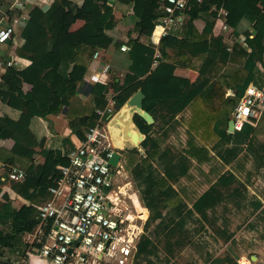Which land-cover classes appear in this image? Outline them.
<instances>
[{
	"label": "trees",
	"instance_id": "16d2710c",
	"mask_svg": "<svg viewBox=\"0 0 264 264\" xmlns=\"http://www.w3.org/2000/svg\"><path fill=\"white\" fill-rule=\"evenodd\" d=\"M166 2L54 0L45 10L41 6L32 8L30 18L21 31L24 42L13 47L12 54L15 60L22 63L20 72L25 75V80L20 79L19 70L13 66H7L0 75V100L20 112L17 118L0 115V160L5 162L0 169V255L4 256L0 264H15L9 254L19 252L25 255L30 237L39 223L34 204L48 199L49 184L57 164L66 163L69 149L77 145L69 137L64 139L62 147H47L46 135L37 129L39 118L46 119L50 114L64 111L73 132L81 141L86 137L87 130L97 123L100 117L98 110L106 108L111 97L110 89L116 93L117 107H120L129 97L128 93H120L125 88H138L143 76L150 70L170 75L174 80L173 74L179 64L198 70L197 79L171 91L166 88L162 96H155L158 92H154L156 98L146 88L144 108L156 117L157 129L153 131L145 122L137 124L146 133L141 142L144 151L138 147L123 150L124 165L131 170L144 205L152 211L156 210L153 218L157 221V234L165 231V236L170 237L175 229H169L175 218H169L168 222L165 220V214L160 209L163 205L176 211L179 227L196 218L201 224L198 231L208 233L214 240H217L218 234L225 241L232 240L231 245L239 256L258 254L256 249L249 251L247 247L259 246L264 240L259 238L256 241L243 236V230L250 228L242 227L252 215L249 211L238 218L240 221L234 229L230 227L239 214L235 209L249 203L256 210L263 204L257 196L250 194L248 186L236 174H220L191 206L171 180L189 177L193 157L201 162L210 160L209 147L196 144L195 134H198L204 139L217 140L214 146L227 163L246 147L255 156L256 172L264 181V138L257 137L264 127V112L257 125L246 122L235 132L227 130L230 113L247 87L254 84L264 88V0H217L216 9L205 11L200 2L190 0L180 32L169 33L161 39V56L156 58L157 61L153 51H141L133 45L142 36L151 37L156 19L165 14L162 4ZM221 8L227 9L226 22L243 40L236 41L231 49L221 34L214 33ZM117 10L121 13L119 18ZM59 11L62 12L57 19ZM74 17L83 19V25L76 29L63 26L62 18L72 20ZM198 17L206 21L202 31L195 24ZM135 31L138 33L136 36L133 35ZM251 34L254 36L251 37ZM112 43L118 48L123 44L129 45L127 50L132 62L128 70L123 76H112L111 82L98 80L91 83L88 99L82 100L78 96L81 90L78 83L85 81L95 52ZM7 44L13 46L11 41ZM151 80L150 76L147 77V84ZM25 83L29 84L28 88ZM229 88L234 94L225 96ZM214 96L218 98L217 102L220 101V106L212 103ZM228 104L230 108H227ZM189 105L192 114L187 120V147L180 152L173 145L163 146L170 128L176 126L175 115ZM7 126L11 128L9 136L5 133ZM194 130L197 132L194 133ZM229 143L231 146L224 148L223 145ZM51 152L55 165L48 182H44L45 164L38 157H48ZM117 158L118 155L114 160ZM10 164H17L25 170V177L11 178ZM6 185L25 201L21 207H16L12 198L5 197ZM220 206H223L222 210ZM259 213L256 219H264V208ZM206 223L209 230H206ZM37 244L40 245V242ZM157 251L158 244L151 236L143 235L139 239L136 255L143 257V264H182L170 257L160 258ZM234 251L228 249L226 256L215 258L210 264H232L236 259ZM6 252H9L8 257ZM22 264L30 263L25 260ZM185 264L198 263L191 258Z\"/></svg>",
	"mask_w": 264,
	"mask_h": 264
},
{
	"label": "built area",
	"instance_id": "2783aa9c",
	"mask_svg": "<svg viewBox=\"0 0 264 264\" xmlns=\"http://www.w3.org/2000/svg\"><path fill=\"white\" fill-rule=\"evenodd\" d=\"M190 0H167L162 4L165 14L155 22L151 39L159 43L163 36L185 21V10ZM204 3L205 0H197ZM29 0H10L0 4V44L14 40L28 21L25 10ZM224 16L227 9L220 11ZM222 29L233 30L226 22ZM235 39H238L234 35ZM123 50L129 49L124 44ZM96 51L94 58H97ZM17 60L12 58L6 66ZM108 68V66H106ZM93 78L98 79L93 75ZM100 117L86 137L67 153V162L58 163L51 184L50 196L34 204L39 223L30 237L21 261L30 264H102L114 254L123 237L126 216L118 211V191L124 170V147L114 143L110 123L117 110V99L111 94ZM264 112V88L250 84L239 99L232 118L235 130L246 122L257 125ZM144 151L143 148H140ZM118 158L114 160V157ZM5 164L0 160V169ZM10 177L23 179L25 170L11 166ZM40 242V245L37 243ZM245 259V260H243ZM249 256L240 257L238 264H251Z\"/></svg>",
	"mask_w": 264,
	"mask_h": 264
},
{
	"label": "crops",
	"instance_id": "0c3cea01",
	"mask_svg": "<svg viewBox=\"0 0 264 264\" xmlns=\"http://www.w3.org/2000/svg\"><path fill=\"white\" fill-rule=\"evenodd\" d=\"M54 0H29V2L27 3V9L25 10V13L27 15V18H30V12L32 10V8L34 6H41V5H47V7L49 5L52 4ZM110 3H113V0H108ZM7 4L8 0H0V4ZM202 5V10H214L216 9V4H217V0H207L206 3H201ZM46 7V8H47ZM222 9V8H221ZM221 9L219 10V12L221 11ZM121 15L120 11H116V16L119 18ZM185 21H186V15H185ZM184 21V22H185ZM226 21V18L224 16V14H222L220 12V16L218 17L215 26H214V33L215 34H221L224 37V40L229 44V49H231L232 45L236 42V41H243L242 38H240L239 36H237V34L234 32V30H224L222 29V22ZM73 23L76 24L75 28H71L70 25H72ZM84 20L81 18H77L74 17L72 20H64L63 21V26H68L71 29H76L78 27H80L81 25H83ZM184 24V23H183ZM182 24V25H183ZM195 24L197 26V28L199 29V31H202L206 21L204 18L202 17H198L195 19ZM182 25L172 29V31L170 32L172 33H179ZM232 27V26H231ZM233 28V27H232ZM250 30L252 31V26H250ZM138 33L135 31L133 33L134 36H136ZM234 35L238 37V39L234 38ZM181 36V35H178ZM254 35L251 34V37H253ZM24 39L21 37V33L18 34L16 36V38L14 40H11V43H13V46L10 47L9 44L5 43V44H0V75L1 73L7 68V66L5 65L6 62L12 58H14L13 54V47L18 46L23 44ZM159 43H154L151 39V37H147V36H142L137 42L134 43L133 47L136 49H139L141 51H145V52H150L153 55V57L159 58L161 56V50L159 48ZM124 45V44H123ZM122 45V46H123ZM127 45V44H126ZM129 46V45H128ZM130 49V47H129ZM99 51V55L97 58H94L93 61L91 62L90 66L87 69V73L85 76V81L83 83L79 82V86L81 87V90L78 93V96H80V98L82 100H86L88 99V92H89V88L91 83L101 80V81H107V82H111L112 76L114 75H118V76H123L126 71L128 70L129 65L131 64V58L128 55V50H123L122 47L118 48L115 43H112L109 47L98 50ZM157 60V59H156ZM158 61V60H157ZM157 61L155 63H157ZM13 67L17 68L18 70H22L23 66L22 63L19 62L18 60L12 65ZM106 66H108V68H106ZM93 75H95V77H97L98 79L93 78ZM199 75V71L190 67H187L185 65L179 64L176 69L175 72L173 74V77L175 78L174 80H172L170 78V75L164 74V73H159V72H155L154 70H150L146 75L143 76V82L142 84L138 87L135 88L133 86H129L127 88H125L123 91H121L120 93H122L123 95L125 94H129V97L127 99H129L130 97H132L138 90H141L144 98L146 97L147 94V89L150 92V95L152 97L155 96H159V95H164L166 88L167 91H171L173 89H177L180 88L182 86H185L187 84H189L192 81H195L197 79ZM151 77V81L149 82V84H147V77ZM117 80H119V77L117 78ZM144 86V87H143ZM25 87L28 88L29 84L25 83ZM143 88H145V92L143 91ZM147 88V89H146ZM110 92H112V89H110ZM154 92H158L155 96H153ZM111 94H115L114 92H112ZM118 94V93H117ZM234 91L233 89L229 88L225 94V96L228 95H233ZM127 96V95H126ZM156 98V97H155ZM218 100V98H216V96H214L212 103L213 104H217L220 106V101H216ZM217 102V103H215ZM209 106V105H208ZM227 108H230V104L227 105ZM225 105H224V110H225ZM227 111V109L225 110ZM224 111V112H225ZM234 111V110H233ZM233 111H231L230 113V117L228 119V124H227V130L229 132H235V131H230L229 130V121L232 119L233 116ZM19 110L14 108L13 106L9 105L8 103L3 102L2 100H0V115H9L11 117L17 118L19 116ZM62 113V112H61ZM60 114H50L48 116V118H39L38 120V124H39V128H37L40 133L45 134L46 135V146L51 148V140H52V136H57L59 138H62V136H66L63 135V131L65 133L68 134V131H71L72 126L69 124L68 120H70L65 112L63 111L64 116H66V118H61L58 115ZM192 111H191V105L187 106L183 111L177 113L175 115V119L177 120L176 122V126L174 128H170L169 133L173 130L176 131L177 127H181V129H183L185 131L184 134H182V136H180L181 138H177L174 140L175 145H179L181 147L186 148L188 145V139H189V135H188V129H189V125L187 120L191 117ZM153 115V114H152ZM53 116V117H52ZM153 117L155 118V121L153 122L152 126L154 127L153 131H155V128L157 129V119L156 117L153 115ZM56 120V124H54L53 126V120ZM147 124L150 126L149 122H147ZM178 124V125H177ZM170 126V125H169ZM166 127H168V125H166ZM171 127V126H170ZM60 128V129H59ZM194 133H196L197 131H193ZM5 133L7 134V136L10 135L11 133V128L7 126V128L5 129ZM70 133V132H69ZM196 138V144L198 145H206L209 147L210 149V160H205L203 162L199 161L198 159L193 157V166L190 169H193L192 173L193 174H201L203 175V177L207 178L209 180V186L211 184V182L217 180V178L219 177L220 174L224 173V172H233L234 174L237 175V177L242 180L249 188L250 194H253L255 196H257L262 202V206L256 210H253V206L249 203H246V205L241 206V208L239 209H235L239 211L238 216H245L243 213L246 212H250L252 215L251 217H249L246 221L245 224L242 226H250V228L248 230H243V236L244 237H248L251 238V240H259V238L261 240H264V219H256V215L258 216V214H260L259 212L261 211V209L264 208V181L261 179V177L258 175V173L256 172V167L254 165V158L255 156L250 153L247 148L245 147L240 153L239 155L234 159L229 161L228 163L226 161H224L221 156L219 155V152L217 151V149L215 148V144L217 140H214V138L211 139H204L203 137H201L198 134H195ZM71 136H67L65 138H69ZM257 137L261 140H263L264 138V127H262V129L259 130ZM61 140V143H64V139ZM170 144L167 139H166V143L163 146H166ZM172 145V144H170ZM224 148L231 146L230 143L229 144H225L223 145ZM57 147H62L60 145H58ZM56 147V148H57ZM44 156L39 155L38 160H40L41 162H43ZM13 165H17V164H10V166ZM208 186V187H209ZM207 188H205L204 190H202L201 192H199V195L205 191ZM4 193H5V197H10L13 199L14 205L16 207H21L25 201L20 198L14 191L11 190L9 185H6L4 188ZM251 195V196H253ZM149 208H146L143 212H144V216L146 214V212L148 211ZM236 221H238V218H234ZM254 219V222L252 221ZM240 221V220H239ZM254 223V224H253ZM234 224V222L232 223ZM232 224L230 227H232ZM241 227V228H242ZM240 232V231H239ZM239 232L236 236L239 235ZM240 237V236H239ZM243 241V240H242ZM252 242V241H251ZM262 243V242H261ZM228 249H230L231 251H234V247L231 246V244H229ZM249 251L256 249L258 251V254H252L251 258L254 259H260L262 256H264V241L261 245L259 246H248L247 247ZM235 252V251H234ZM14 253V254H9V252H6V257H9L11 259L14 260L15 264H22L23 261H21V256L20 254ZM9 254V255H8ZM19 255V256H18ZM236 257H239V255L235 252ZM248 255L243 254L240 257H246ZM4 258V256L0 255V260Z\"/></svg>",
	"mask_w": 264,
	"mask_h": 264
},
{
	"label": "rangeland",
	"instance_id": "374dc122",
	"mask_svg": "<svg viewBox=\"0 0 264 264\" xmlns=\"http://www.w3.org/2000/svg\"><path fill=\"white\" fill-rule=\"evenodd\" d=\"M46 7V4L41 5L42 10H45ZM61 12L62 11H59V13H57V19H59ZM64 20L65 19L62 18V23ZM75 26V23L70 25L71 28H75ZM19 77L21 80H25V75L21 72L19 73ZM112 95L115 96V94ZM118 105L119 104H117L116 107ZM58 116L64 119L66 118L63 112H60ZM52 120L54 126V124H56V120ZM135 121L138 125L141 122L147 123L145 118L138 113L135 115ZM68 122L70 124V120H68ZM149 124V127L153 130V122ZM184 133L185 131L181 129V127H177L176 131L172 130L169 134H167L166 139L175 147L176 150L180 151L183 150L184 147L175 145V143L172 142H174V140L177 138H181L180 136H182V134ZM68 134L69 135H67V133L63 131V135L66 136H62V138H59L55 135L52 136V140L50 143L51 148L55 149L58 145L64 146V144L61 143V140L63 139V137L65 138L67 136H71V138L76 141L77 144L80 142L76 134L73 132L72 128L71 131H68ZM138 148L140 150V148L143 147L140 144ZM124 150L130 149L125 148ZM43 162L45 164V172L43 174L42 180L44 182H48L51 176V171L55 165L54 154L51 152L48 157H44ZM192 166L193 164L191 165V167ZM159 169L161 170V172L163 171L162 168ZM192 170L193 169H190L189 177H180L175 181L171 180V183L179 191L180 195L186 199L190 206L192 205L193 201L199 196V192H201L205 188H208L209 186V180L207 178L203 177V175L201 174H193L192 172L194 170ZM121 174L120 191H118V211L122 215L126 216L127 219L124 222V229L121 234L123 237L118 241L117 246L113 250L114 254L110 256L107 261H103L102 264H143V257L136 255L137 243L143 235L151 236L158 244L157 252L159 253L160 258L170 257L173 260L180 261L182 264H185L191 258H193L198 264H210L211 261L213 262L215 258L226 256V254L228 253L227 246L233 243L232 240L225 241V239L219 234L217 236V240H214L208 233L202 234L200 231H198L201 229V224L195 217V219H192L191 221L189 219L184 227H179V221L178 216L176 215V211L169 209L163 205L160 206V209L165 214V220H167L168 222L169 218H175V222L170 225L169 229H175L173 230L170 237L165 236V231H159L157 234L155 232V225L157 221L153 218L156 210L152 211L151 209H148L144 216L143 211L148 207L144 205L143 201L139 197V190L135 183L131 170L124 165V170ZM222 207L223 206H220L219 209L222 210ZM236 218H239V216L236 215ZM207 223L205 227L207 226ZM238 223L239 221L235 220L234 224H232V228L234 229ZM206 230H209V228L206 227ZM236 247H238L237 244ZM251 255L252 254H248L250 258ZM238 259H240V256L236 257L232 264H238ZM251 260V264H264V256H262L260 259L254 257V259L251 258Z\"/></svg>",
	"mask_w": 264,
	"mask_h": 264
},
{
	"label": "bare ground",
	"instance_id": "6f19581e",
	"mask_svg": "<svg viewBox=\"0 0 264 264\" xmlns=\"http://www.w3.org/2000/svg\"><path fill=\"white\" fill-rule=\"evenodd\" d=\"M137 113L146 118L149 123L153 121V118L143 110L140 102L133 96L127 99L115 113L110 128L117 146L128 149L140 146L145 133L136 124Z\"/></svg>",
	"mask_w": 264,
	"mask_h": 264
},
{
	"label": "water",
	"instance_id": "95a60500",
	"mask_svg": "<svg viewBox=\"0 0 264 264\" xmlns=\"http://www.w3.org/2000/svg\"><path fill=\"white\" fill-rule=\"evenodd\" d=\"M133 97H136V99L140 102V104H141V107L143 108V110L149 115V116H151L152 118H153V121L152 122H154L155 121V118L153 117V115H152V113L151 112H149L148 110H146L145 108H144V95H143V93H142V91L141 90H138L134 95H133ZM145 120L147 121V119L145 118ZM148 122V121H147ZM140 128V127H139ZM141 129V128H140ZM142 130V129H141ZM229 130L230 131H235V122H234V119L232 118L230 121H229ZM145 137H146V133H145V136H144V138L141 140V142L145 139ZM141 142H140V144H141Z\"/></svg>",
	"mask_w": 264,
	"mask_h": 264
}]
</instances>
